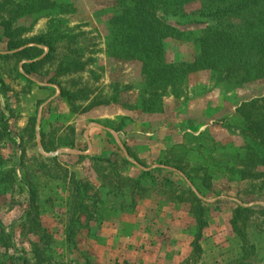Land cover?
Wrapping results in <instances>:
<instances>
[{"label":"rangeland","instance_id":"rangeland-1","mask_svg":"<svg viewBox=\"0 0 264 264\" xmlns=\"http://www.w3.org/2000/svg\"><path fill=\"white\" fill-rule=\"evenodd\" d=\"M241 1L0 0V264H264L238 111L264 98V0Z\"/></svg>","mask_w":264,"mask_h":264},{"label":"trees","instance_id":"trees-1","mask_svg":"<svg viewBox=\"0 0 264 264\" xmlns=\"http://www.w3.org/2000/svg\"><path fill=\"white\" fill-rule=\"evenodd\" d=\"M262 1L263 0H243V1H241L242 3H240V4H244V5L247 4L248 5L251 2L260 3ZM132 2L134 4L133 7H135L136 10H139L140 8L143 9L144 4H143L142 0H132ZM235 6H237V8H238L239 4L237 3V5H235ZM240 7H241V5H240ZM42 42L43 41H41V40H37L36 41V43L38 44L37 46L27 47V48H24L18 52V54L24 55L25 57H27L30 60H35L32 62H26L23 64V69L27 74L33 73L39 65L44 64L51 57V51L53 50V48H51V51L49 53H47L44 57H42L45 53L44 49L39 47V45H42ZM21 47H23V45L18 46V47L11 46V49L15 50V49H19ZM32 51L35 52L34 55L31 53ZM180 70H178V72H176V75H171V74L168 75L166 72H163L162 77H161V79H162L161 82L162 83L167 82V84H169L170 82H177V81L185 79V76L183 73L188 74L190 69L183 66V69H180ZM187 70H189V71H187ZM152 75H154V74H152ZM260 102H263V106L261 107V110L258 112L254 111V107L257 106V104H259ZM238 111L241 114L245 123L247 124V131H246L247 136L252 141L257 142V144H259L260 148H261V146L263 148V149L261 148L263 154L257 156L255 159L254 168L259 167V166H264V98H255L249 102H245L243 105H241L239 107ZM250 155H252V154H250ZM250 155H249V159H250ZM241 172L244 173V172H246V170L244 169ZM246 174L247 173L244 174V178L248 177V176H245ZM259 174L260 175H257V174L254 175V172H252V174L249 173L248 175L256 176L258 178H263V180H264V175H261L262 173H259ZM195 200H196V204L194 205L193 210L195 212V215L197 217V221L199 224V233L197 235V239L193 243V246H194L196 252H201L202 247L200 245V240L202 238V231L207 226V223L205 220V213L206 212H205V208L202 207L201 198L196 196ZM251 211H252L251 208H247V207H243V206H238L236 208L235 215H234L233 219L231 220V223H232L233 227L238 232H240L239 222L242 218L243 213L244 212H251ZM243 238L245 239V237H243Z\"/></svg>","mask_w":264,"mask_h":264},{"label":"crops","instance_id":"crops-1","mask_svg":"<svg viewBox=\"0 0 264 264\" xmlns=\"http://www.w3.org/2000/svg\"><path fill=\"white\" fill-rule=\"evenodd\" d=\"M243 207H245V206H243ZM247 208H250V207H247Z\"/></svg>","mask_w":264,"mask_h":264}]
</instances>
